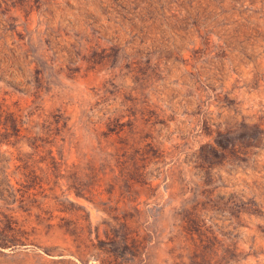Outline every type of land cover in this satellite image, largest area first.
I'll return each mask as SVG.
<instances>
[{
	"label": "rangeland",
	"instance_id": "1",
	"mask_svg": "<svg viewBox=\"0 0 264 264\" xmlns=\"http://www.w3.org/2000/svg\"><path fill=\"white\" fill-rule=\"evenodd\" d=\"M0 264H264V0H0Z\"/></svg>",
	"mask_w": 264,
	"mask_h": 264
},
{
	"label": "trees",
	"instance_id": "2",
	"mask_svg": "<svg viewBox=\"0 0 264 264\" xmlns=\"http://www.w3.org/2000/svg\"><path fill=\"white\" fill-rule=\"evenodd\" d=\"M217 143L220 145V146H223V144H221V142L218 140ZM212 149V152H215V149L213 147H211ZM202 157H205V154L204 152H202Z\"/></svg>",
	"mask_w": 264,
	"mask_h": 264
}]
</instances>
